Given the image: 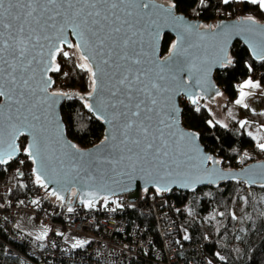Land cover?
Returning a JSON list of instances; mask_svg holds the SVG:
<instances>
[{
  "label": "snow or ice",
  "instance_id": "obj_1",
  "mask_svg": "<svg viewBox=\"0 0 264 264\" xmlns=\"http://www.w3.org/2000/svg\"><path fill=\"white\" fill-rule=\"evenodd\" d=\"M222 2L227 5L232 0ZM246 2L264 11V0ZM176 7L170 3L165 8L155 0H0V165L23 152L37 166L35 182L44 188L43 178L55 170L56 163L61 167L67 163L76 176L101 163H126L149 175L155 172L164 181L157 182V193L171 190L170 182H176H169L172 177L180 179L181 187L201 182V173L207 174L209 183L215 182L213 175L224 178L216 168L220 161L201 154L196 144L199 135L180 128L174 97L183 94L199 112L196 90L206 94L212 67H228L233 60L227 41L216 42L219 33L199 32L202 26L174 15ZM247 23L257 22L249 16ZM166 26L176 31V40L168 57L161 60L156 56V40ZM254 35L249 46L253 56L264 61V29ZM68 62L72 68L64 71ZM74 70L86 73L90 81L88 98L93 103L84 107L108 125L94 152L63 140L55 106L60 98L71 100L73 95L63 90L49 92L54 84L49 73L67 78ZM185 72L187 80L181 78ZM257 88L260 83L248 79L236 103L247 107L245 98L252 93L245 89ZM20 137L26 141L31 137V142L17 145ZM257 147L264 152V143ZM209 162L211 169L206 167ZM247 182L256 183L255 179ZM52 195L64 199L55 191ZM95 200V194L89 193L81 203L92 208ZM85 243L77 240L73 247Z\"/></svg>",
  "mask_w": 264,
  "mask_h": 264
},
{
  "label": "trees",
  "instance_id": "obj_2",
  "mask_svg": "<svg viewBox=\"0 0 264 264\" xmlns=\"http://www.w3.org/2000/svg\"><path fill=\"white\" fill-rule=\"evenodd\" d=\"M160 1L175 3L180 14L198 19L206 25L249 16L264 24V11L258 5L246 1L232 0L227 5L222 0H204L203 4L200 0ZM173 42L172 36L164 37L162 56L169 53ZM231 58L233 63L224 71L217 72L214 77L223 90L224 111L235 105L238 86L248 78H259L264 86V61H254L249 50L241 43L234 45ZM71 68L72 63L68 62L63 70L69 71ZM59 75L60 73L55 75L54 90L89 95L91 85L86 73L74 70L70 77H63L60 83L57 81ZM262 102L264 107V99ZM180 103L185 128L200 134L202 145L223 163L224 168L239 170L251 163L264 161V152L257 147L259 141L251 134L264 128V113L255 114L244 107L239 119H230L224 123L217 114L219 107L216 102L213 105L200 102L199 112L188 101L181 99ZM84 105L83 100L74 98L62 105L61 113L68 137L81 149H88L100 143L105 129ZM245 121L247 123L241 126ZM248 154L253 157H248ZM21 157L24 161L21 169L18 168L20 163L17 161L7 168L13 173L9 198L16 201L44 194L35 182L32 163L24 155ZM244 187L245 184L242 183L226 182L218 187L201 188L191 194L178 191L180 194L173 195V191L168 197L149 191L150 195L147 193L146 198L157 203L165 202L167 207L163 211L170 213L180 240L189 248L186 255L190 262L203 264V256L217 264H264V187ZM154 213L152 216H143L138 211L130 212L129 225L138 223L139 232L145 234L147 230L156 247L163 250L162 235ZM195 249L201 251V257ZM0 256L2 257L1 254ZM10 261L6 259L7 264Z\"/></svg>",
  "mask_w": 264,
  "mask_h": 264
},
{
  "label": "built area",
  "instance_id": "obj_3",
  "mask_svg": "<svg viewBox=\"0 0 264 264\" xmlns=\"http://www.w3.org/2000/svg\"><path fill=\"white\" fill-rule=\"evenodd\" d=\"M25 142L22 139L21 144ZM8 167L0 166V264H7L6 259L11 260L8 264H197L190 262L186 255L189 248L180 240L170 213L163 211L167 207L164 201H159L154 211L162 235L163 250H160L147 230L142 234L138 223L129 225L128 214L99 216L95 206L85 211L71 207L73 211L69 212L68 206L61 207L60 200L54 202L45 194L31 195L19 201L10 199L12 171ZM178 194V191L173 192V195ZM119 196L127 199L128 206L134 211L152 216L150 204L137 200L135 191ZM24 214L51 229L44 244L17 228ZM63 234L66 237L76 235L86 243L83 247L67 245L63 242ZM195 252L201 257V251L195 249ZM202 258L203 264H217Z\"/></svg>",
  "mask_w": 264,
  "mask_h": 264
},
{
  "label": "water",
  "instance_id": "obj_4",
  "mask_svg": "<svg viewBox=\"0 0 264 264\" xmlns=\"http://www.w3.org/2000/svg\"><path fill=\"white\" fill-rule=\"evenodd\" d=\"M157 4L163 5L165 8L171 3H165L161 2L160 0H155ZM173 13L177 17H181L183 21L187 24L192 25H200L202 27L199 28V32H205L207 29L209 32H212L213 30L215 33H219L220 35L216 37V42H223L227 41V53L231 57V50L234 47L235 44L241 43L244 47H246L251 57L256 62H263L259 59H256L253 56L252 50L249 46V42H254L256 39V36L254 33L258 32L260 29H264V24L260 23L259 21L255 20L257 23L255 25H249L247 23V18L241 17L239 19L235 20H221L216 22L215 24L206 25L202 23L200 20L190 19L186 17L183 14H180L177 10V7L173 9ZM160 15H163V13H159ZM166 35H170L174 38V42L176 40V31L173 30L171 26L162 27L160 29L159 38L156 40V56L157 58L163 60L166 57H168L169 53L165 56H162V45H163V39ZM69 40L72 43H75V38L72 37L69 34ZM150 39V38H149ZM193 41L197 40V37L194 35L192 37ZM67 49V48H65ZM70 50V49H67ZM198 51V50H194ZM59 59V57H58ZM226 67H212L211 72L208 74L207 81L208 83L205 85V87H208L209 90L205 94L203 91H200L197 89L198 97L200 98V102L204 101L210 105H213L216 102V99L223 94V90L218 86V84L215 81V74L217 72L224 71ZM53 77L54 84L52 88L49 89V92H52V90L55 87L56 81H55V75L56 73H49ZM197 76L200 74L197 73ZM183 79H188V73H183L182 77ZM210 86V87H209ZM73 95V98H79L81 96L85 97L83 101L85 103H93V99H89V95H80L76 92H68ZM184 98L188 101L187 97L183 94L175 96L174 102L178 109L180 110V128L183 131L188 132H195L191 131L185 128L182 121L183 116V108L181 106L180 100ZM71 99V100H72ZM82 100V99H81ZM70 101L66 98H60L59 104L55 106V112L57 117L60 119L61 125H62V133H63V140L76 144L73 142L67 135L66 126L63 121L61 108L62 105ZM189 102V101H188ZM190 103V102H189ZM192 107H195L190 103ZM87 110V108H86ZM88 111V110H87ZM92 114V113H91ZM93 115V114H92ZM93 117L96 119V117L93 115ZM102 125L104 126V135L108 129V125L104 123L103 120H99ZM197 133V132H196ZM199 139L196 141V144L199 145V149L201 154L209 155L213 157L214 160H218V158L211 152H208L206 148L201 143V136L199 133ZM25 139V137H20L17 139L16 143L17 145L21 144V140ZM26 142H31V137L27 138ZM100 144V143H99ZM98 145V144H97ZM95 146L90 147L88 149H80L82 151L88 152V151H95ZM23 154V152L18 153L16 157L11 160L8 164L0 165L1 167H8L11 165V163L17 161ZM25 156V155H24ZM26 157V156H25ZM29 160V159H28ZM31 162V160H29ZM219 161V160H218ZM32 163V162H31ZM33 165V164H32ZM36 165H33L32 167V173L33 169L36 168ZM70 165L67 163L65 166L61 167L58 163L54 164V171L49 170L48 176L44 179V183L47 185V188L41 187L39 184V187L42 189V191L45 194H49L52 197H56L52 195V192H57L59 195L63 196L64 199L62 202L66 200V198H70L72 196V193L75 192V198L78 199L80 205H84L81 203V200H87L89 193H94L96 196L95 203L98 201L104 199L111 198L112 196H115L117 194H120L122 192H127L130 190L135 191V197L138 198L141 194V192L153 190L156 191L157 182L159 181V176L153 172L152 175L148 174L147 170H140L139 168H136L133 170L131 167L127 166V164H114L109 165L106 163H101L99 165L94 166L93 169H89L88 172H81L79 176H76L75 173H72L69 171ZM206 167L208 169H211L213 167L212 163L209 162ZM216 168L219 170L220 173L224 174V178H219L217 175H213L211 179H213L214 183L207 182V174L201 173V182H196L192 184L189 187H181L180 186V179L176 177L169 178V182L171 180H176L175 183L170 182V191L158 193L160 195L168 196L172 191L179 190L184 193H194L197 190L204 188V187H218L222 183L226 182H238L242 184H246L249 187H256V188H263L264 187V161L254 162L247 166H244L243 168L239 170L235 169H227L223 167V163L220 161L218 165H216ZM89 173H91V178H89ZM250 179H255L256 183H249ZM121 180L124 181V183H121ZM164 181H159V183H163ZM94 203V204H95Z\"/></svg>",
  "mask_w": 264,
  "mask_h": 264
},
{
  "label": "bare ground",
  "instance_id": "obj_5",
  "mask_svg": "<svg viewBox=\"0 0 264 264\" xmlns=\"http://www.w3.org/2000/svg\"><path fill=\"white\" fill-rule=\"evenodd\" d=\"M55 78V77H54ZM56 81V79H55ZM181 101V100H180ZM201 105V103H200ZM121 183H124L123 180H121ZM149 191H153V190H149ZM149 191H145V192H141L140 196L138 198H136L137 200L143 202V203H149L150 204V211L151 212H154L155 209H156V205H157V202L156 201H152V200H147L146 198V194L149 193ZM174 191H179V190H174ZM173 192V191H172ZM171 192V193H172ZM181 192V191H179ZM127 193H129V191L127 192H122L120 194H117L115 196H112L111 198L109 199H102L100 201H98L97 203L94 204V206L97 208L98 210V215L102 216V215H105V214H108L109 216H123V215H126V214H129L130 212H133L134 209L133 207H130L128 206V200L126 199H120L119 195H125L127 196ZM170 193V194H171ZM184 193V192H183ZM45 194V193H44ZM170 194L168 196H170ZM45 196H50L49 194H45ZM164 196V195H163ZM168 196H165V197H168ZM52 199H54V202L58 201V199L56 197H52L50 196ZM51 199V201H52ZM60 204H61V207L63 206H68V207H77L78 209L82 210V211H85L87 210L88 207H85V205H80L79 204V201L77 198H75V196H71L69 199L66 198V201L65 202H62L61 200L58 201ZM119 205V207L117 206ZM168 205V204H167ZM166 207V206H165ZM40 223H38L39 225ZM40 226V225H39ZM44 226V225H42ZM21 231V230H20ZM22 232V231H21ZM23 233V232H22ZM25 234V233H24ZM51 234V229L49 227H47V233L46 235H44L43 239H37L36 237H33L32 235H29V234H26L28 236H30L31 238H33L36 242H40L42 244L45 243V240L46 238ZM176 234H178V231L176 232ZM114 238L116 237L115 235H112ZM63 237V242L67 245H72L73 244L70 242L69 240V237H66L64 234L62 235ZM44 249V248H43ZM139 253H142V251H140ZM141 254V255H142ZM136 257V256H135ZM141 257V256H140ZM139 258V257H138Z\"/></svg>",
  "mask_w": 264,
  "mask_h": 264
},
{
  "label": "rangeland",
  "instance_id": "obj_6",
  "mask_svg": "<svg viewBox=\"0 0 264 264\" xmlns=\"http://www.w3.org/2000/svg\"><path fill=\"white\" fill-rule=\"evenodd\" d=\"M166 4L167 3H169V2H165ZM69 51H71V50H69ZM62 79H63V77H62V75L60 74L59 76H58V78H57V81H59V83H60V81H62ZM54 89H55V87H54ZM52 90V91H55V90ZM56 90H58V89H56ZM216 103L218 104V109H217V114H218V116L222 119V121L224 122V123H227V122H229L230 121V119H239V117L237 116V110L236 109H233L232 107L233 106H235V105H233L232 107H230V109H227V110H225L224 111V109H223V107H224V105H225V98L223 97V95H221V96H219L217 99H216ZM230 111V112H229ZM229 112V113H228ZM241 115V114H240ZM253 133H255V132H251V134L254 136V134ZM257 135V134H256ZM250 156H252L251 154H248V157H250ZM253 157V156H252ZM17 163H19V162H17ZM18 168L19 169H21L22 168V164L20 163L19 165H18ZM12 179H13V173H11V179H10V184H12ZM24 216H29L31 219H27V217L25 218V219H23V220H21ZM22 218L19 220V221H23V223H21V222H19V224H18V226H17V228L19 229L20 228V226L22 225L24 228H25V230L26 231H28V232H23V233H25V234H33V235H35V236H44L45 235V230H47V227L46 226H42L41 224H39L38 225V223L30 216V215H27V214H24L23 216H22ZM20 230V229H19ZM30 232V233H29ZM36 237V238H37ZM68 237H69V240H70V242L74 245L75 243H76V241L77 240H81V241H83L82 240V238H79L78 236H76V235H72V234H70V235H68Z\"/></svg>",
  "mask_w": 264,
  "mask_h": 264
},
{
  "label": "crops",
  "instance_id": "obj_7",
  "mask_svg": "<svg viewBox=\"0 0 264 264\" xmlns=\"http://www.w3.org/2000/svg\"><path fill=\"white\" fill-rule=\"evenodd\" d=\"M244 1H246V0H244ZM248 79H252L253 81H256V82L260 83L259 78L250 77ZM247 80H245L244 82H242L238 86V98H237V100L240 98V88ZM245 91H248V92L252 93V94L248 95L245 98L244 103L247 104V107H245V108H247L248 110H250V112L255 113V114L264 113V107L262 106L263 105L262 100L264 99V86L261 85V83H260V88H257V89H245ZM232 108L237 110L236 114L239 117L241 112H242V108H244V107L242 105H239V104L235 103V106H233ZM254 132L255 133H253V134H254L255 138L259 141V143H264V128L255 130ZM26 217H27V219H31L29 216H24L21 220L25 219ZM23 221H19V222L23 223ZM22 225L20 226L19 229L21 231H23V232H28V231L25 230V228ZM29 235H32L33 237H37V236H35L36 234L33 235L31 233Z\"/></svg>",
  "mask_w": 264,
  "mask_h": 264
}]
</instances>
